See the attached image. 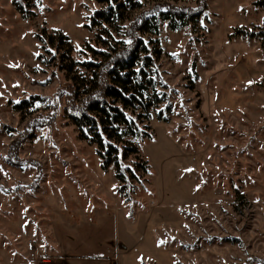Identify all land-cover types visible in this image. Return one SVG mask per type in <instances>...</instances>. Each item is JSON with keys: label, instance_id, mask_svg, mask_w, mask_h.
Here are the masks:
<instances>
[{"label": "rangeland", "instance_id": "obj_1", "mask_svg": "<svg viewBox=\"0 0 264 264\" xmlns=\"http://www.w3.org/2000/svg\"><path fill=\"white\" fill-rule=\"evenodd\" d=\"M23 1L26 18L14 0H0V264L54 260L53 243L66 229L92 227L104 238L103 213L115 219L118 244L130 248L119 264H264V45L229 37L263 29L264 10L251 0H202L193 27L161 23L151 39L171 108L166 121L153 112L141 125L152 137L135 141L148 173H137L126 202L114 166L103 167L65 112L68 80L84 72L76 63L101 60L90 46L105 50L99 28L88 27L102 5ZM143 4L142 11L152 5ZM136 13L125 14L128 27ZM61 35L67 41L58 43ZM49 36L48 48L40 38ZM28 99V108L14 107ZM38 116L49 118L30 127ZM101 263L112 264H90Z\"/></svg>", "mask_w": 264, "mask_h": 264}, {"label": "trees", "instance_id": "obj_2", "mask_svg": "<svg viewBox=\"0 0 264 264\" xmlns=\"http://www.w3.org/2000/svg\"><path fill=\"white\" fill-rule=\"evenodd\" d=\"M97 1L102 6L90 15L88 27L99 28L101 32L96 36L105 50L90 46L91 51L102 56L101 60L76 63L87 74L77 69L78 75L68 80L70 103L65 112L76 127L80 140L96 147L103 167L114 166L118 192L128 202L131 201L134 181L137 183L140 179L137 173H148L147 164L139 160L135 145V141L142 140L145 135L151 137L145 134L141 125L153 112L159 120L166 121L171 108L168 88L156 64L161 50L157 40L151 37L159 35L161 23H166L171 31L193 27L206 8L202 0H197V9L169 5L170 0ZM146 1H151L152 5L142 11ZM251 1L255 8L264 10V0ZM14 4L19 14L26 18V3L14 0ZM135 11L138 13L128 27L125 14ZM229 37L255 39L264 45V24L258 32L236 29ZM40 39L47 47L52 41L51 36L47 40ZM58 39V43L66 40L62 35ZM72 65L65 68L70 73ZM30 102L29 99L22 100L14 107L28 108ZM42 118L49 117L31 118L30 127L41 123Z\"/></svg>", "mask_w": 264, "mask_h": 264}, {"label": "crops", "instance_id": "obj_3", "mask_svg": "<svg viewBox=\"0 0 264 264\" xmlns=\"http://www.w3.org/2000/svg\"><path fill=\"white\" fill-rule=\"evenodd\" d=\"M120 210V209H117ZM106 215L105 219H102V221L105 224L112 225L113 221L115 220L114 217L109 213H103ZM109 216V217H107ZM120 216L124 219L125 223L129 225L124 218V215ZM104 226L103 233L106 234L104 238H94V232L92 227H84V230H78V231H70L65 230L67 232L64 233L65 238L63 237L60 239L55 238V241L53 243L54 246H56V250L58 252L57 257L53 260H41L38 264H90L93 262H99L100 260H108L111 261L112 264H119V261L122 259L120 256H124L125 251H130V248L128 245L124 244V241L118 244V235H117V229L113 230V233L111 231V226ZM106 227L110 229H106ZM132 231V228L130 227V232ZM85 233H89L93 235L94 240H88L86 242L83 241L82 236L85 235ZM110 233V234H109ZM56 236V231L54 232ZM127 238L131 237V235L134 236H140L139 232L129 234V231L126 230ZM75 236H77L75 238ZM83 241V242H82ZM118 246L121 248V250L118 248ZM129 249V250H128ZM142 264H144L143 261H140ZM102 264V263H101Z\"/></svg>", "mask_w": 264, "mask_h": 264}, {"label": "snow or ice", "instance_id": "obj_4", "mask_svg": "<svg viewBox=\"0 0 264 264\" xmlns=\"http://www.w3.org/2000/svg\"><path fill=\"white\" fill-rule=\"evenodd\" d=\"M129 43H130V41H129Z\"/></svg>", "mask_w": 264, "mask_h": 264}]
</instances>
